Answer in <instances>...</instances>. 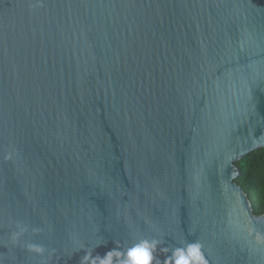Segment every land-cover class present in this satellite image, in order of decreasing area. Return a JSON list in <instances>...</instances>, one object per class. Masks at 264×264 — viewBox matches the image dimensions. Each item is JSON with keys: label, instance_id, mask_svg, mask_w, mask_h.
<instances>
[{"label": "water", "instance_id": "obj_1", "mask_svg": "<svg viewBox=\"0 0 264 264\" xmlns=\"http://www.w3.org/2000/svg\"><path fill=\"white\" fill-rule=\"evenodd\" d=\"M261 148L264 0H0V264H264Z\"/></svg>", "mask_w": 264, "mask_h": 264}, {"label": "trees", "instance_id": "obj_2", "mask_svg": "<svg viewBox=\"0 0 264 264\" xmlns=\"http://www.w3.org/2000/svg\"><path fill=\"white\" fill-rule=\"evenodd\" d=\"M235 183L243 190L255 216L264 215V148L258 149L236 164Z\"/></svg>", "mask_w": 264, "mask_h": 264}, {"label": "clouds", "instance_id": "obj_3", "mask_svg": "<svg viewBox=\"0 0 264 264\" xmlns=\"http://www.w3.org/2000/svg\"><path fill=\"white\" fill-rule=\"evenodd\" d=\"M133 255H137L138 256V254H136V253H134ZM140 264H146V258L141 259L140 260Z\"/></svg>", "mask_w": 264, "mask_h": 264}]
</instances>
